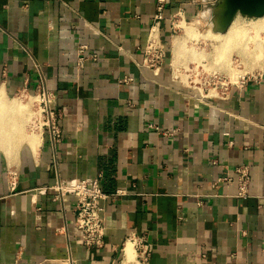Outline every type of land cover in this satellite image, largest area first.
Masks as SVG:
<instances>
[{
    "label": "crops",
    "instance_id": "obj_1",
    "mask_svg": "<svg viewBox=\"0 0 264 264\" xmlns=\"http://www.w3.org/2000/svg\"><path fill=\"white\" fill-rule=\"evenodd\" d=\"M214 1L168 0L156 73L143 60L157 0H0L2 110L45 85L62 129L56 145L33 130L0 149V264H120L132 233L152 244L150 264H264V71L207 97L176 77L170 53L171 17ZM81 44L99 58L78 69ZM246 164L238 197L235 179L218 180ZM98 175L113 196L101 201L104 245L87 248L76 195L53 188Z\"/></svg>",
    "mask_w": 264,
    "mask_h": 264
},
{
    "label": "built area",
    "instance_id": "obj_2",
    "mask_svg": "<svg viewBox=\"0 0 264 264\" xmlns=\"http://www.w3.org/2000/svg\"><path fill=\"white\" fill-rule=\"evenodd\" d=\"M168 0H157L155 23L150 29L148 39L144 49L143 64L154 72L159 73L166 56V47L162 41L160 34V24L166 18V8ZM180 15L175 14L171 17V36L177 33L179 27L176 26V21H179ZM77 54V68L82 69L86 62H95L98 60L96 53L90 52L86 44H81L76 49ZM252 78V77H250ZM248 78V79H250ZM133 78L126 77L125 81H130ZM243 79L235 85V87H242L247 80ZM24 96V95H22ZM212 96V95H206ZM31 100L35 103L36 112L32 117V124L34 127H39L42 132H47L49 139L53 145L58 144L62 140V129L60 126L61 113L55 108L56 96L53 91L49 90L45 85H41L34 95H30ZM151 128L158 129L154 124ZM169 134L168 131L164 132ZM233 175V176H232ZM100 176L76 180L73 185L66 186L59 182L53 190L57 192V197H62L66 193H73L77 197L76 202V219L75 225L81 233L83 244L87 248H99L104 245L105 238V220L104 208L101 204L103 199H107L113 194L104 192L100 186ZM10 184L12 187L17 185V172L15 170L9 171ZM236 180L238 186V197H246L249 194L250 185V165H240L231 171L230 175L220 178L218 181L231 182ZM123 191H118L121 194ZM127 242H132L135 248V257L133 260L127 261L125 246ZM126 243L122 249L123 258L120 264H150V259L153 254V246L147 240L145 235H137L132 233L128 236ZM67 264H73L71 257L66 258ZM20 264V263H15Z\"/></svg>",
    "mask_w": 264,
    "mask_h": 264
},
{
    "label": "rangeland",
    "instance_id": "obj_3",
    "mask_svg": "<svg viewBox=\"0 0 264 264\" xmlns=\"http://www.w3.org/2000/svg\"><path fill=\"white\" fill-rule=\"evenodd\" d=\"M201 12L205 15L202 16L200 14ZM200 13L194 19H190V20L179 19V22H183L182 24L184 28L179 27L177 29V33L174 35V37L177 36L184 38L185 40L184 45H186L184 46L186 47L184 48V50L187 49V51H183L184 53L186 52L185 55L183 53L185 57H182L183 59L181 58L182 61H180L181 73L183 74V75L180 74L182 76L178 78L180 81H182L187 86L191 87L197 93H201L202 95H208V94L211 95L216 92H219V95H222L224 92L229 91L232 87H235V85L238 84V82L236 83L232 79L235 71L237 70L240 72L245 71L244 76L246 77V79L250 77H254L264 71L259 68H256L255 70L247 69L245 63H243L242 59L237 55V52L235 51L231 52L232 55L230 54L231 56L230 60L233 63L232 65L233 70L228 71L223 66L219 67V65H222V63L221 61L217 62L220 64L216 63V61L218 60L215 61V51H214L215 48L214 45H218V41L216 40L214 41V39H212L211 37L208 38L202 37L203 36L202 33H204L203 31L209 26L208 22H210V17H211L210 15L212 13V10L211 8L210 9L207 8L205 10L200 11ZM204 16L205 17L207 16L205 20L201 18ZM236 17H238L237 19H239V21L241 22L240 24H245L257 20V18H245L241 15H237ZM192 22L194 23V27L192 26L193 24ZM186 24H188V26ZM195 25L197 26V28L195 27ZM185 26L186 28L189 26L196 28L194 30L195 31L194 34H196L197 32H199L200 34L197 33V36L195 35L196 37L195 36L193 37L192 35H190L192 34V32L188 34V30L187 31L185 30L186 29ZM174 37H173V43H174ZM173 43L171 42V46H170L171 57L174 47ZM193 52L196 54H194ZM182 77L183 78L185 77L184 80L182 79ZM185 80H188L189 82L187 81L186 83ZM212 90L214 92H211ZM11 98H16V99L12 101L10 105L7 108H5V110H3L2 112L0 111L2 113L0 114V130L2 128H5V130L10 129L11 132H17V133L15 137H12L14 141L12 145L11 143H9L11 140L9 138L11 137H5V136H3L2 138L0 137V140L1 141L3 140L2 141L3 143H0V149L1 148L15 149L24 146L27 143L24 141L26 135L31 133L33 130H39L37 129V127H34V125L32 124L33 121L32 117L35 115L34 113L36 112L37 107L35 106L33 100H31L30 95L28 96L16 95L15 97H11ZM1 108L0 110L3 109ZM6 116L8 117L9 121L7 120ZM10 120L12 125L10 123ZM2 124L4 126H2Z\"/></svg>",
    "mask_w": 264,
    "mask_h": 264
},
{
    "label": "bare ground",
    "instance_id": "obj_4",
    "mask_svg": "<svg viewBox=\"0 0 264 264\" xmlns=\"http://www.w3.org/2000/svg\"><path fill=\"white\" fill-rule=\"evenodd\" d=\"M208 9H210V8H208ZM200 14L202 16L205 15L202 12ZM201 18H203L205 20L207 18V16L206 17L204 16ZM237 18L238 17H236L233 20L229 29L225 33H220V32L215 31V29H214L215 24L210 19V22H208L209 26L207 25L208 27L203 31L204 33H202L200 31L203 35L202 37H205V38L211 37L212 39H214V41L215 40L218 41V45H214L215 46L214 51H215V61L218 60V61H216V63L220 62V61L222 63V65H219V67L223 66L228 71H232L233 70V67H232L233 63L230 60V57H231L230 54L232 51H235V52H237V55L242 59L243 63H245L247 69L255 70L256 68H259L261 70H264V15L262 17H258L256 21H251V22H248L245 24H240L241 22ZM194 22H195V20H194ZM182 23L183 22H178L176 26L184 28ZM189 24H191V23H189ZM186 25L188 26V24H186ZM192 26L194 27V23L192 24ZM193 27L189 26L186 28V26H185V28H186L185 30L186 31L188 30V34H190L192 32V34H190V35H192L194 37L195 35L197 36V33L198 34H200V33L197 32L196 34H194V32H195L194 30L197 28V26L195 25L196 28H193ZM198 28H200V27H198ZM203 29H204V27H203ZM184 41L185 40L182 37H177V36L174 37L173 67H174V73H175L176 77H178V78H180V76L183 75L181 73V67H180L181 62L180 61H182V59H183L182 57H185L184 55L186 52L184 53L183 51H187V49L184 50V48H186V47H184V46H186V45H184L185 44ZM215 43H217V42H215ZM183 53H184V55H183ZM194 54H196V53H194ZM217 64H220V63H217ZM180 74H182V75H180ZM244 75H245V71L240 72L237 70L234 72L232 79L236 83L237 82L239 83V81H241L243 79ZM184 78L182 77L183 80H184ZM187 81L188 80H185L186 83H187ZM211 92H214V91L212 90ZM0 95H2V94H0ZM211 95L217 96V95H219V92L213 93ZM2 97L0 96V108L3 107ZM5 99H6V97H5ZM0 111L2 112L3 110H0ZM1 112H0V114H2ZM7 120H8V117H7ZM10 123H11V120H10ZM11 125H12V123H11ZM4 129L5 128H2V130H4ZM37 129H39V127H37ZM8 130H9V132H11L10 129H8ZM29 139L31 140V137ZM126 254H127V261L134 259L135 248H134V244L132 242L128 243V245L126 247Z\"/></svg>",
    "mask_w": 264,
    "mask_h": 264
},
{
    "label": "water",
    "instance_id": "obj_5",
    "mask_svg": "<svg viewBox=\"0 0 264 264\" xmlns=\"http://www.w3.org/2000/svg\"><path fill=\"white\" fill-rule=\"evenodd\" d=\"M215 31L225 33L237 15L258 18L264 15V0H215L211 6Z\"/></svg>",
    "mask_w": 264,
    "mask_h": 264
}]
</instances>
